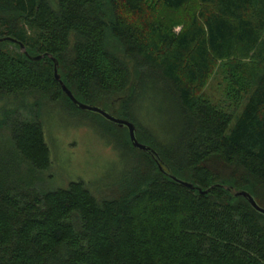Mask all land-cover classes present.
I'll list each match as a JSON object with an SVG mask.
<instances>
[{
  "label": "trees",
  "instance_id": "obj_1",
  "mask_svg": "<svg viewBox=\"0 0 264 264\" xmlns=\"http://www.w3.org/2000/svg\"><path fill=\"white\" fill-rule=\"evenodd\" d=\"M183 10L186 20L170 14ZM0 37L41 56L0 41V100L62 95L80 110L55 79L53 57L79 101L125 94L118 116L169 173L193 184L161 172L123 127L136 157L110 199L80 180L41 188L51 162L38 114L5 112L0 264H264V215L234 196L245 190L264 207V0H0ZM216 61H225V105L193 89ZM149 87L169 106L162 140L132 112Z\"/></svg>",
  "mask_w": 264,
  "mask_h": 264
},
{
  "label": "rangeland",
  "instance_id": "obj_2",
  "mask_svg": "<svg viewBox=\"0 0 264 264\" xmlns=\"http://www.w3.org/2000/svg\"><path fill=\"white\" fill-rule=\"evenodd\" d=\"M170 14L180 16L184 20L189 16L185 10L172 11ZM181 25H176L174 29L178 31ZM107 48L115 56L122 58L120 45L111 38L107 41ZM225 69V61H216L205 80L193 83L195 92L213 103L228 104L225 95ZM124 96L125 94L98 95L93 100L80 98V101L109 111L114 109V115L122 118L118 115ZM30 106H34L42 123L51 162L50 167L40 174L41 179L36 185L53 190L80 180L97 199H110L114 196L117 187L119 188V180L130 169L136 157L127 141L126 131L113 126L94 112L73 108L62 95L53 101L39 93L1 99L0 121L5 112L17 118H30ZM168 110L169 106L165 100L149 87L141 103L136 105L132 112L148 132L162 140L159 135L166 124L163 117L167 116ZM5 139V131L0 126V142ZM143 142L149 144L148 141ZM210 165L225 178L233 174L224 165L216 162H210Z\"/></svg>",
  "mask_w": 264,
  "mask_h": 264
},
{
  "label": "water",
  "instance_id": "obj_3",
  "mask_svg": "<svg viewBox=\"0 0 264 264\" xmlns=\"http://www.w3.org/2000/svg\"><path fill=\"white\" fill-rule=\"evenodd\" d=\"M5 40H9L11 42H16L19 45V48L22 52H24L29 59L31 60H38L41 58V56H30L27 51L25 50V46L20 43L17 42L14 38L11 37H0V41H5ZM52 61H53V73H54V77L56 80H58L61 90L66 94V96L71 100V102L80 110H86V111H90V112H94L99 114L100 116H102L104 119H106L107 121H109L110 123L120 127V128H126L128 131V136H129V140L132 144L133 147L143 150L144 152H147L156 162L158 168L161 170V172H163L164 174L168 175L169 178H171L173 181L188 187V188H193V184L191 182H188L186 180H182L178 177H176L175 175L169 173L168 168L165 167L164 163L162 162V160L160 159L158 153L151 148L150 146H147L143 143H140L135 135V126L134 124L126 119H122V118H118L116 116H114L111 112L105 110L102 107H98L92 104H86L83 103L81 101H79L78 99L75 98V96L73 95V93L71 92V90L62 82V80L60 79V76L57 72L58 69V62L55 58L51 57ZM200 191V189H199ZM202 192V191H200ZM234 196H241L244 197L248 203L251 205V207L256 210L257 212L261 213L264 215V207L260 206L255 199L253 198V196L245 191V190H236L234 192Z\"/></svg>",
  "mask_w": 264,
  "mask_h": 264
}]
</instances>
